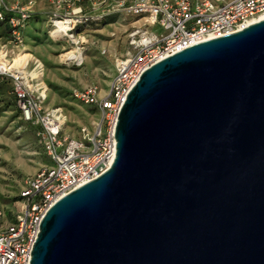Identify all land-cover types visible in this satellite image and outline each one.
<instances>
[{
  "label": "water",
  "instance_id": "obj_1",
  "mask_svg": "<svg viewBox=\"0 0 264 264\" xmlns=\"http://www.w3.org/2000/svg\"><path fill=\"white\" fill-rule=\"evenodd\" d=\"M115 138L108 170L45 214L31 264H264V19L145 70Z\"/></svg>",
  "mask_w": 264,
  "mask_h": 264
},
{
  "label": "built area",
  "instance_id": "obj_2",
  "mask_svg": "<svg viewBox=\"0 0 264 264\" xmlns=\"http://www.w3.org/2000/svg\"><path fill=\"white\" fill-rule=\"evenodd\" d=\"M88 1L95 9L96 4L108 0ZM50 2L55 11L50 17L52 35L57 21L73 23L74 29L68 32L73 35L92 18L85 13L82 0ZM35 5V0H0V22H6L11 30L5 43H0V75L11 79L21 116L37 127L39 142L52 164L25 182L17 212L0 205V264H31L33 247L47 211L112 165L117 151L115 130L121 107L145 70L193 44L242 30L264 14V0L118 1L117 10L144 22L129 35L134 51L117 60V74L109 94L102 97L101 88L95 83L72 91L76 100L95 106L100 113L93 131L84 126L81 138L76 139L63 135L66 117L62 108L45 107L47 92L43 91L48 87L42 78L43 64L40 67V61L32 59L25 65L13 67V59L6 61V56L13 58L17 50L18 57L21 56L20 51L26 44V27ZM143 26L160 27L162 32L158 34Z\"/></svg>",
  "mask_w": 264,
  "mask_h": 264
},
{
  "label": "rangeland",
  "instance_id": "obj_3",
  "mask_svg": "<svg viewBox=\"0 0 264 264\" xmlns=\"http://www.w3.org/2000/svg\"><path fill=\"white\" fill-rule=\"evenodd\" d=\"M35 1L26 27L25 48L20 53H30L33 61L39 60L43 64L42 78L48 87L45 107L62 108L66 117L63 135L80 139L81 128L86 126L93 131L100 113L92 110L91 105L76 100L72 91L95 83L103 94H109L111 82L117 74V60L134 51L129 35L142 26L144 20L117 10L120 0L98 3L95 9L82 0L85 13L92 18L84 21L73 34L79 42L76 44L67 36L52 35L50 17L55 11L50 0ZM142 28L158 34L162 32L160 27ZM0 43H5L4 39ZM75 48L82 53L81 63L76 58L65 57ZM18 55L17 50L12 57ZM14 98L13 91L0 94V205L17 212L21 200L14 198L20 195L25 182L52 162L39 142L37 127L23 120Z\"/></svg>",
  "mask_w": 264,
  "mask_h": 264
},
{
  "label": "bare ground",
  "instance_id": "obj_4",
  "mask_svg": "<svg viewBox=\"0 0 264 264\" xmlns=\"http://www.w3.org/2000/svg\"><path fill=\"white\" fill-rule=\"evenodd\" d=\"M262 19H264V14L260 15L259 17H257L253 21L262 20ZM56 26L57 27H56V29L54 31L55 33L53 35L58 36V35H56L57 33L64 34L72 42L76 43L78 41L73 35H71V34L68 33L69 31H72L74 29L73 23H71L69 21H57ZM65 57L67 59L76 58L77 61H79V63H81L82 60H83L82 53L79 52V49L78 48H75L74 51L67 53L65 55ZM32 58H33V56L30 53L29 54L27 53V54L21 55L20 57H17V58H10V56H6V61H11L13 59L14 61L12 63V66L13 67H17V66L25 65ZM39 64H40V67H42V63L40 62ZM32 74L36 76V75H38V72H33ZM46 92H47V89L45 88L44 91H43V93L46 94Z\"/></svg>",
  "mask_w": 264,
  "mask_h": 264
},
{
  "label": "trees",
  "instance_id": "obj_5",
  "mask_svg": "<svg viewBox=\"0 0 264 264\" xmlns=\"http://www.w3.org/2000/svg\"><path fill=\"white\" fill-rule=\"evenodd\" d=\"M86 3H89L88 0H86ZM8 17V16H7ZM10 27L6 22H0V39L7 40L10 37ZM13 91L12 81L9 77L0 75V94L4 93H10ZM15 97V95H14ZM14 103L17 106L16 97L14 98ZM18 108V107H17ZM91 109L95 110L96 107L91 105ZM16 201L21 200L22 196H16L14 198Z\"/></svg>",
  "mask_w": 264,
  "mask_h": 264
},
{
  "label": "crops",
  "instance_id": "obj_6",
  "mask_svg": "<svg viewBox=\"0 0 264 264\" xmlns=\"http://www.w3.org/2000/svg\"><path fill=\"white\" fill-rule=\"evenodd\" d=\"M102 97L106 96V94H103L102 92L100 93Z\"/></svg>",
  "mask_w": 264,
  "mask_h": 264
}]
</instances>
